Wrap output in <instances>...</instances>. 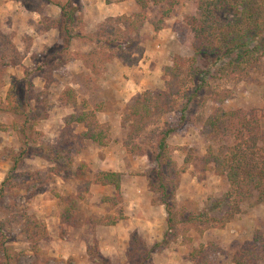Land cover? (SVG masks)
<instances>
[{"label":"rangeland","instance_id":"rangeland-1","mask_svg":"<svg viewBox=\"0 0 264 264\" xmlns=\"http://www.w3.org/2000/svg\"><path fill=\"white\" fill-rule=\"evenodd\" d=\"M7 1L17 3L19 8L16 17L9 16L5 20L13 23L14 30L0 31V105L14 78L30 94L43 93L31 104L39 119H34L35 132L30 138L18 131L22 128H16L22 120L0 111V189L5 182V195L0 201V239L1 232L11 235L7 242L12 247L10 264H99L92 259L89 250L99 252L110 264H138L140 258L132 249L140 243V238L146 242L145 251H151L150 259L143 264H154V254L169 247L172 252H181L186 264H193L191 259L194 264H239L243 261H247L243 264H264V201L260 202L255 193L241 202H233L231 197L225 196L231 190L227 175L205 170L206 165L209 166L206 159L210 157V147L219 155L226 154L238 143L232 132H216L209 126L210 116L219 107L244 112L247 119L258 121V128L264 129V54L257 67L245 64L242 75L227 72L222 79L218 76L196 96L184 113L186 120L181 131L168 141L169 151L176 155L179 167L189 159V168L180 177L165 174L161 180L153 159L157 154L158 138L166 124L180 121L181 111L187 105L186 89L191 84L187 83L179 94L173 95L171 109L160 110L141 131L132 130L131 108L137 97L146 91L156 95L167 90L164 72L159 70L141 92L133 90L132 94H136L131 99L121 95L118 85L123 79L132 77L131 69L135 68L137 73V66L144 57L143 43L150 46L156 43V50L167 44L166 53L171 56L169 54L170 59L163 69L173 65L177 57H195L192 33L182 42L174 25L189 22V16L197 13L199 0H176L171 17L164 24L172 30L170 41L167 38L165 43L162 36L156 38L157 31L153 30L150 35L152 28L145 29L144 33H131L108 18L101 27L95 28L94 34H89V40H94L95 54L88 61L79 58L93 74L72 68L73 61L56 71L52 67L53 71L50 70V66L43 68L44 60L51 54L56 58L49 49L58 43L42 48L35 45L36 38L30 34L39 31L37 24V27L33 25L35 17L46 26L53 25L56 19L45 14L50 3L33 1L29 5L33 9H30L19 0ZM79 5L76 24L86 32L82 2ZM162 5L151 4L147 12L149 21L161 17ZM28 26L31 33L25 34ZM109 60L118 67L115 73H108ZM2 86L7 88L2 89ZM68 88L77 91V102H69ZM223 91H226L227 101L220 103L217 99ZM89 110L97 113V124L108 132L105 145L93 140L80 143L79 135L86 130L84 124L74 123L72 132L66 130L68 116ZM24 142L33 145L34 151L27 153L14 168L12 157L19 156L25 148ZM79 149L82 152L78 154ZM253 149L258 152V163L264 166V142L260 141ZM100 171H113L123 176V200L119 205L105 201V196L114 197L116 192L113 186L98 183ZM161 184L168 188V200L172 202L178 222L173 230L167 223L172 234L168 243L153 249L156 244L150 247L138 230L142 219L150 218L147 209L140 205L150 197L149 203L164 206ZM57 194L77 196L76 226L69 227L62 221L60 213L65 206ZM164 209L166 211L165 206ZM109 215L121 218L118 226L103 222L102 219ZM166 217L168 219L167 211ZM37 221L45 223L47 234L34 244L21 229ZM85 259L90 263L84 262ZM3 260L0 244V264Z\"/></svg>","mask_w":264,"mask_h":264},{"label":"trees","instance_id":"trees-1","mask_svg":"<svg viewBox=\"0 0 264 264\" xmlns=\"http://www.w3.org/2000/svg\"><path fill=\"white\" fill-rule=\"evenodd\" d=\"M19 1L24 6L29 7L33 1L39 2L40 0ZM43 1L56 5L61 9L60 17L53 21L51 27L58 28L63 42L49 49L56 58L51 54L50 58L44 60L42 67L48 68L50 66V70L54 68V71H56V69L79 58L88 61L90 56L95 53H93V48L90 49L89 55L83 51L85 40L89 39L90 35L85 30L77 27L76 24V16L80 9L79 2L81 3V0ZM135 1L140 7V11L132 15L110 18L109 20L114 21L120 27H124L125 31L136 34L141 33L148 22L155 31L162 30L166 20L171 17L172 8L176 5V0ZM153 2L163 4L162 15L158 20L149 21L147 12ZM189 20L187 23H175L174 29L178 32V38L182 42H186L188 33H192L195 57L190 59L177 57L173 65L166 66L163 69V76L167 90L156 95L149 91L139 95L130 112L132 130L141 131L148 126L160 110L163 108L171 109L173 95L179 94L187 83L191 84L186 89L188 90L185 94V96H188L187 105L181 111L180 121L166 124V128L158 138L157 154L153 155V159L158 165L157 173L161 180H163L165 174L180 177L189 168V159L185 161L186 163L182 167H179L176 155L169 151L170 144L168 141L174 134L181 131L184 120H186L184 113L187 112L189 105L194 102L196 96L206 90L212 79H217L218 76L222 79V76H225L227 72H231L234 76L242 75L245 73L243 66L245 64L250 65V67H257L264 54V0H199L197 13L189 16ZM136 61H139V59ZM201 63H205L204 66H201ZM46 79H49V77H45ZM225 92L223 91L222 95L218 97V102L227 101V98L224 97ZM229 92L227 91V93ZM40 94H30L28 90L20 85L19 80L14 78L5 101L0 105V111L22 120V123L16 128H22L21 131H18L28 138L35 132L34 119H39L36 114L37 111L33 110L31 104L41 96ZM66 94L69 95L70 103L78 101L77 91L74 88H68ZM65 120L66 130L69 132H72L74 123L84 124L86 127V130L79 135L80 143L87 140H93L98 145L107 143L108 132L97 124V113L95 111L89 110L78 115L72 114ZM209 126L216 132H232L238 143L234 144L226 154L217 155L214 149L210 147V157L206 159L209 166L206 165L205 170H213L217 174L227 175L231 183V190L225 196L231 197L233 202H241L245 198L253 197L255 193L258 194L260 202L264 201V166L258 163L256 157L258 152L253 149L260 141L264 142V129L258 128L260 127L259 122L251 118L247 119L244 112L226 111L223 107H219L218 111L210 116ZM31 141H34L33 137H31ZM24 144L25 148L20 151L19 156L12 157L15 162L14 168L19 165L20 160L27 153L34 151L33 145H30L29 142H24ZM249 148L254 151H250ZM81 152L80 149L77 151L78 154ZM211 163L214 166H210ZM97 180L98 183L104 186L114 187L115 196H105L104 199L106 202L119 205V201L123 200V176L113 171H100L97 174ZM159 189L162 190L161 201L167 211L168 226L170 230H173L178 219L173 212L172 202L168 200L170 193L163 184L160 185ZM152 191L154 192L153 188ZM2 195H5V182L0 189V201L3 198ZM57 195L65 206L64 211L60 213L62 221L69 227L76 226L77 196L62 197L60 194ZM80 197L83 198V195L81 194ZM102 220L108 225H115L121 218L109 215ZM45 226V223L37 221L35 225L23 226L21 232L34 244H37L42 235L47 234ZM35 229H38V231L36 232ZM171 235L168 231L163 243L156 244L153 249L167 244ZM1 236V250L4 253L3 264H10L13 260L10 253L12 247L7 242L11 239V235L1 232ZM139 241L140 243L132 249V253L140 258L138 264H143L147 259H150L151 251H145L146 242L144 239L140 238ZM89 253L92 259L99 264H110V261L102 257L99 252L95 253L89 250ZM243 263H247V261L239 264Z\"/></svg>","mask_w":264,"mask_h":264},{"label":"crops","instance_id":"crops-1","mask_svg":"<svg viewBox=\"0 0 264 264\" xmlns=\"http://www.w3.org/2000/svg\"><path fill=\"white\" fill-rule=\"evenodd\" d=\"M81 2L83 4V7L81 9H83L84 12L82 14V18L86 23V27H85L86 33L91 35L94 34V30H96L95 28L101 27L102 24L108 18H115L122 15H132L140 10V7L135 0H120V1L109 0V2L108 0H81ZM18 8L19 6L17 5V3H14L13 1L0 0V31L4 32L6 30V32L8 33L14 30L13 23L12 22L7 23L5 20L9 16L16 17L18 15V11H17ZM45 14L49 18L58 19L61 15V9L56 5L49 4L45 8ZM36 24L38 26L37 29L39 30L37 31V33L36 31L35 34L31 33V29L29 28V26H28L29 29L25 33V34L31 33L30 34L31 37L34 36L36 38L34 39V43L36 46H41L42 48H44L45 46L51 47L55 43L63 42V39L61 38L60 31L58 30V28H52L46 26L43 22L40 23L37 17H35L33 20V25L35 27H37ZM147 28L148 29L152 28L150 30V35H152L154 28L149 22L145 25L142 32L144 33L145 29ZM146 32L149 31L146 30ZM170 32H172L171 29L167 27H163L162 30L155 32V35L157 36L156 37L157 39H160V37L162 36L164 41L163 43H165L167 41V38L170 41V37H169L171 34ZM85 41L86 43L83 46V51L85 54H88V52L94 45L93 44L94 40L86 39ZM155 44L156 43L152 42V45L150 46L149 44L145 45V43H143L144 57L140 60L137 66L138 67L137 73H135L134 71L135 68L133 70L131 69V71L128 72L132 75V77H128L120 81L121 83L118 85V87H120V93L124 97H126L127 95L129 96L128 99L133 98V96L136 93H138L141 90V88H143L147 84H150L151 79L153 78L155 79L159 70L162 71L163 65L169 61L170 59L169 54L171 56V53H166L167 44L161 45L160 50L155 49ZM112 61L113 60H109L107 62L108 73L109 72L115 73L114 71L118 69V67L112 64ZM73 62L75 63L73 64ZM73 62H70V64H73L72 68L78 69L80 71H86L92 73L90 68H87L82 60L78 59ZM5 88L7 87L2 86V89ZM133 90H136V93L132 94ZM149 198L150 197H148V199ZM148 199L147 201H145L146 204L141 203L140 206L147 209L146 211H148V213L150 214V218L147 219V221L142 219L138 230L146 238L148 245L152 247L153 245L157 243H162L165 240L168 233V227H167L168 221L164 206L161 205L157 207V205L153 203H149L151 202V199L150 200ZM118 225L119 224H116V226ZM114 229L117 232V228ZM174 253L175 252H172L171 248L169 247L161 253L154 254L153 260L156 261L154 264H162L163 261L166 262L168 261V264H186L185 260L181 255V252L175 254ZM84 262L90 263V261H88L87 259H85ZM190 262L194 264V261L192 259Z\"/></svg>","mask_w":264,"mask_h":264}]
</instances>
